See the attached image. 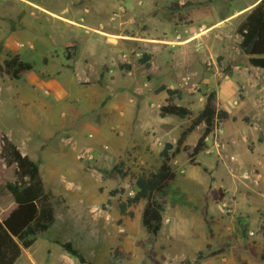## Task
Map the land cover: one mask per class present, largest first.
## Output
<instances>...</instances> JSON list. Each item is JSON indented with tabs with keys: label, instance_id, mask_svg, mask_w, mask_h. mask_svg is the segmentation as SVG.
Listing matches in <instances>:
<instances>
[{
	"label": "rangeland",
	"instance_id": "1",
	"mask_svg": "<svg viewBox=\"0 0 264 264\" xmlns=\"http://www.w3.org/2000/svg\"><path fill=\"white\" fill-rule=\"evenodd\" d=\"M178 1L0 0V65L16 55L33 65L19 79L0 72V217L16 206L6 189L16 180V165L5 154L10 145L38 164L57 214L15 264H264L248 250L255 245L264 255V83L238 142L221 124L222 134L215 128L205 140L201 152L217 159L212 168L201 152L191 158L204 125L188 133L171 161L176 179L157 196L163 233L153 236L143 227L144 201L121 215V204L135 195L136 177L162 164L165 145L176 147L207 97L234 71L250 73L238 50L243 16H232L249 0H192L199 10L192 21ZM218 20L225 21L213 26ZM147 37L172 41L155 45L141 39ZM185 44L197 58L194 70L170 53ZM227 48L236 58L228 64ZM89 49L92 56L81 57ZM145 55L150 59L143 63ZM161 86L181 91L174 102L190 110L187 118L160 117L167 98ZM232 97L238 105L245 89ZM244 172L252 180H243ZM219 173L233 185L220 203L209 195L221 184Z\"/></svg>",
	"mask_w": 264,
	"mask_h": 264
},
{
	"label": "trees",
	"instance_id": "2",
	"mask_svg": "<svg viewBox=\"0 0 264 264\" xmlns=\"http://www.w3.org/2000/svg\"><path fill=\"white\" fill-rule=\"evenodd\" d=\"M238 34L241 36L240 49L249 57L250 65L264 70V0H261L246 14L238 27ZM144 57L143 63L149 59L148 55ZM32 69L33 65L20 59L18 55L5 60L3 65H0V72L2 71L13 79H19L23 73ZM158 91H165L167 95L165 103L159 109L161 117L175 116L185 119L191 114L187 107L174 102L175 97L180 99V90L161 86ZM215 101L216 93L212 92L191 126L182 133L176 147L170 143L165 145L160 153L162 164L154 171L139 174L135 179L134 197L129 198L125 204L120 206L121 213L126 215L129 206L144 201L142 225L153 236L158 235L163 224L164 206L157 196L162 194L168 184L176 179L177 174L171 161L175 154L181 151L188 133L195 127L204 125L203 134L191 153V158H194L205 149V140L214 131L217 123L229 117L226 111L217 109ZM9 149L10 152H5V154H9L16 165V180L7 183L6 189L16 206L4 220L0 219V264H15L23 250L32 247L37 237L46 232L56 218L53 198L45 190L38 164L27 155H23L16 146L10 145ZM115 169H118L117 166ZM119 173L123 174L121 170ZM210 194L214 200L220 201L225 195L221 189H214ZM260 229L264 233V222ZM63 247L68 254L77 258L81 263H85L83 255L71 243H64ZM223 250L224 248L220 251ZM251 255L255 259L258 258L255 250H251Z\"/></svg>",
	"mask_w": 264,
	"mask_h": 264
},
{
	"label": "crops",
	"instance_id": "3",
	"mask_svg": "<svg viewBox=\"0 0 264 264\" xmlns=\"http://www.w3.org/2000/svg\"><path fill=\"white\" fill-rule=\"evenodd\" d=\"M191 1L192 0H179L178 1V3H179L178 4L179 5L178 6V9L181 10L182 13L185 14V16L188 17V15H189V20L192 21L193 19L191 18V16H193L195 13L199 12V10H197V8L194 7V5L191 4L192 3ZM260 1L261 0H249L246 5H244L243 7L235 10L234 11V14L232 16H237V17L238 16H243V18L241 20V22H242L243 19L246 16V14L248 12H250V10L255 5H257ZM195 21L197 23L198 22H202L203 21V18H201V17L195 18ZM224 21L225 20H220V21L218 20L215 23H213V26H215V25H222V23ZM241 22H240V24H241ZM176 32H178V31H176ZM191 36L192 35H190L189 37H186V38L187 39L188 38H191ZM141 39L144 40L145 43L155 44V45L161 44V42H165V41H172V40L162 39L160 37H147V38H141ZM187 39H185V40H187ZM240 42H241V38L238 40V43L239 44H240ZM239 44H238V50H239L240 53H242L246 57L247 62H248V67L247 68L250 71V73L247 74L246 72H243V71L242 72H240V71H234L233 74L231 75V78L230 77L225 78L223 80L222 84L218 85V87L215 89L216 95H217L216 96L217 102L215 101V104L217 105L216 106L217 109L218 110L226 111L228 113V116H229L228 119H225L223 121H220L217 124L224 125L225 128L227 129V132L234 135V142H238L239 138H241V132L242 131L246 132V130H243L241 128L242 127V123L244 121H246V120L249 121V117H253L255 115V113L257 111L256 110L257 109L256 108V99L255 98H256L258 92L260 91V84L261 83H264V80L261 77V75H264V70L263 69H260V68H257V67H253L252 65H250V63H249V57L242 52V50L240 49V45ZM163 45H166V44H163ZM167 47H169V46H167ZM187 47L188 46H186V44H185V46H182L181 45V46L177 47L179 49L170 50V53H178L180 56H182V61L179 62L181 64L180 67H184V68L189 69V70H194L195 68L198 67V61H197L196 56H191V55H188L187 54L188 51H189V48H190V47L189 48H187ZM218 49H220V45H219V48ZM223 52H224V54H223V57H224L223 60H224V62L226 64L230 63L231 61H235L236 60V58H231L232 57L231 50H229L228 48L227 49H224ZM83 53H85V54H82L81 57H83L84 55H88V56L91 57L92 54H93V52L91 51V49H89L88 51L85 50V51H83ZM208 54L211 55V56L212 55H217V54H215V52H213L212 49L209 50V53ZM149 59H150V56H149ZM159 59H160V56H158V57L155 56L154 57V60H155L154 62L155 63L159 62L160 61ZM29 72H26V73H29ZM26 73H23V74H26ZM250 75H252V76H250ZM97 79H100V75H99V77ZM210 80L211 79H208V78L204 77V81L205 82H209ZM237 88H243V89H245V95H246V97L243 98V101H241L238 105H235L234 106L232 104L233 103L232 99L234 100V98L232 96L234 95V90H237ZM94 90H93L92 93H90L91 94V97L93 98V102H95L99 98L98 94H96V95L94 94ZM93 102H91V103H93ZM236 116H238L237 117V119H238L237 122L238 123H233V121L236 120ZM166 117H169V116H166ZM162 118H165V117H162ZM152 126H155V124H153ZM197 127H199V126H197ZM247 137H248V134L246 136H243V140L248 139ZM205 149H206V143H205ZM203 152H201V155H202L201 156V161H203V163L206 166H208V168L209 167L212 168L214 166V163L217 161L216 156L215 155H205V153H203ZM40 175H41V169H40ZM217 177H218L217 179H219L221 181V184L219 185L218 188H212L211 191L214 190V189H221V190L224 191V194H225V187H227V186H230L231 187L233 185L231 184V182L230 183H227V182H229V180L227 181V177H226V179L225 178L224 179L223 178L221 179L222 175L220 173L217 174ZM43 184H44V181H43ZM188 184H190V183H188ZM192 185H195V184L192 183ZM44 187H45V184H44ZM167 187L165 188V190L167 189ZM196 189L197 188H195L193 190H196ZM165 190H164V192H165ZM210 192H209V195H210V198H211L212 201L218 202V203L222 202L223 199L221 201L220 200H214L212 198ZM224 197H225V195H224ZM207 205L205 204V206H207ZM237 207H240L239 206V203H238V206ZM126 214H127V212H126ZM121 215L122 216H125L122 213H121ZM7 216H8V214H7ZM7 216L0 217V219L1 220H4ZM56 217H57V214H56ZM164 223L162 224L160 233H163V231H164V228H165L164 227L165 226ZM254 246H249L248 247V250H249L250 255H251V250H255V252L258 254V258L255 259V258L252 257V255H251V258H253L254 260H258V261L264 263V259H262V257L264 256L263 253L262 252L259 253ZM225 248H226V246H224V250L223 251H220L217 254L224 253L226 251ZM259 259H261V260H259Z\"/></svg>",
	"mask_w": 264,
	"mask_h": 264
},
{
	"label": "built area",
	"instance_id": "4",
	"mask_svg": "<svg viewBox=\"0 0 264 264\" xmlns=\"http://www.w3.org/2000/svg\"><path fill=\"white\" fill-rule=\"evenodd\" d=\"M199 47H202V45H200L199 44ZM214 132V131H213ZM215 133H216V135H220V134H222V130H220V129H215ZM206 140H209V137H207L206 138ZM89 152H86V154H84V156L86 157H88V158H90V154H88ZM254 177H255V182H257L256 180H257V177H258V175H254ZM242 179L243 180H252V175L249 173V172H244L243 174H242Z\"/></svg>",
	"mask_w": 264,
	"mask_h": 264
}]
</instances>
